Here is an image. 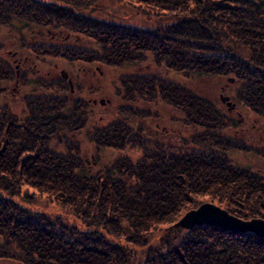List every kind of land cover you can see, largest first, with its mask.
Wrapping results in <instances>:
<instances>
[{
  "label": "trees",
  "instance_id": "trees-1",
  "mask_svg": "<svg viewBox=\"0 0 264 264\" xmlns=\"http://www.w3.org/2000/svg\"><path fill=\"white\" fill-rule=\"evenodd\" d=\"M101 1L0 0V82H20L25 91L34 75L38 84L22 93L19 113L0 101V260L264 264V237L252 231L176 225L207 200L243 218L264 217V175L226 156L251 147L226 135L235 120L212 100L154 73L123 75L125 99H161L200 130L191 145L167 148L127 122L149 115L128 105L127 119L92 138L100 148L139 146L142 156H121L94 173L74 140L86 124L83 102L66 97L70 85L61 76L41 73L55 59L122 66L151 57L187 78L233 77L239 102L264 119V0H115L140 8L153 29L86 13ZM85 39L97 48L81 45ZM256 150L264 158V147Z\"/></svg>",
  "mask_w": 264,
  "mask_h": 264
},
{
  "label": "rangeland",
  "instance_id": "rangeland-1",
  "mask_svg": "<svg viewBox=\"0 0 264 264\" xmlns=\"http://www.w3.org/2000/svg\"><path fill=\"white\" fill-rule=\"evenodd\" d=\"M86 13L100 21L153 29V19H148L147 15H145L146 17L143 16L140 8L133 7V5L124 1L102 0L99 4L93 6L91 10H87ZM155 18L159 19V17ZM70 40V42L78 44L74 39ZM65 41L67 40L55 38L51 42L65 43ZM80 42H82L81 45L90 49L97 48V45L92 41L89 42L85 39ZM15 65L19 70V62L13 59V66ZM41 68V73L46 77L56 78L61 76L65 82L69 83L71 91L66 92L65 95L73 105L78 99L83 102L79 104L84 111L83 115H85L86 124L75 134L74 140L81 144L83 158L87 161L88 169L94 173L104 166L110 167L109 165L121 156L128 157L132 162H136L142 156L143 150L139 146L125 149L100 148L94 143L92 138L96 131L95 129L106 127L121 118L127 119V109L125 108L128 105L138 109L141 113L149 114L146 119L144 117H134L131 121L127 120L134 126L146 127L149 131L148 138L160 142L167 148L169 145L180 147V145L186 146L185 144L191 145L193 143L191 137L200 129L187 124L184 125L181 121L183 118L182 114L161 101V99H156L155 103L144 102L142 99L133 102L125 99L121 80L123 75L154 73L166 79H173L188 85L196 93L212 100L226 117L234 119L236 124L235 126L227 127L225 130L226 135L233 137L234 140L240 143L246 144L251 149H231L226 156L233 165L240 168H248L252 171H260L264 175V158L256 150L264 147V119L255 115L246 105H242L239 102L234 90L233 77L195 75L187 78L180 73L168 71L165 67L158 66L151 57L144 61L122 66L106 65L100 62L69 64L64 60L55 59L50 63L43 64ZM33 77L34 75L31 77L32 82L25 86V91L27 92L32 91V88L38 85L37 81H35L36 78ZM19 83L0 82V87L6 89V92L0 96V101L2 103H11L12 108L17 113L23 109L24 104L21 96L23 92L25 93L22 85H18ZM11 90L13 91L12 93H10ZM82 110L81 114L83 113ZM241 139L245 141L243 142ZM60 147L58 146V148ZM219 206L224 208L223 205ZM52 207L57 208L56 205ZM156 233L159 235L161 231ZM0 264L23 263L1 259Z\"/></svg>",
  "mask_w": 264,
  "mask_h": 264
},
{
  "label": "water",
  "instance_id": "water-1",
  "mask_svg": "<svg viewBox=\"0 0 264 264\" xmlns=\"http://www.w3.org/2000/svg\"><path fill=\"white\" fill-rule=\"evenodd\" d=\"M196 224L217 225L236 231H252L257 236L264 237L263 217L245 219L210 201H205L198 207L188 210L176 222L177 226L184 228H192Z\"/></svg>",
  "mask_w": 264,
  "mask_h": 264
}]
</instances>
